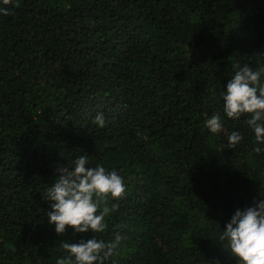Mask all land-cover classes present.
I'll use <instances>...</instances> for the list:
<instances>
[{"label":"trees","instance_id":"1","mask_svg":"<svg viewBox=\"0 0 264 264\" xmlns=\"http://www.w3.org/2000/svg\"><path fill=\"white\" fill-rule=\"evenodd\" d=\"M18 3L0 14V264H56L62 241L92 238L47 216L56 169L80 156L127 186L95 234L124 237L114 264H238L219 236L264 199V144L221 94L264 67V0Z\"/></svg>","mask_w":264,"mask_h":264},{"label":"clouds","instance_id":"2","mask_svg":"<svg viewBox=\"0 0 264 264\" xmlns=\"http://www.w3.org/2000/svg\"><path fill=\"white\" fill-rule=\"evenodd\" d=\"M19 7L18 0H0V14L8 15V8ZM264 67L253 71L245 66L235 72L228 81L226 91L222 93L223 114L230 119L244 121L254 132L257 144H264ZM93 123L104 128L106 118L97 113ZM204 126L212 134L222 131V116L218 111L206 119ZM229 149L242 140L239 132L228 136ZM257 154L260 147L254 148ZM87 156L73 160L72 166L57 168V178L51 187L45 190V198L52 201L51 211L47 213L50 224L55 225L58 235L67 228L75 233L91 231L92 238L78 243L61 242V248L67 253L56 264H114L113 257L118 254L124 237L117 233L112 240L98 239L95 234L104 233L108 225L106 217L118 210L120 201L125 198L127 186L124 178L116 170H106L104 166L89 167ZM226 241V249L237 259L238 264H264V199L254 201L253 207L236 210L229 223L219 236Z\"/></svg>","mask_w":264,"mask_h":264}]
</instances>
